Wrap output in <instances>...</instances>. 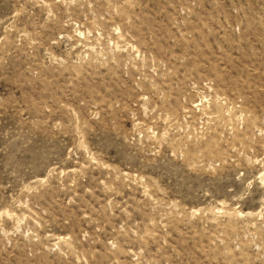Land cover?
Here are the masks:
<instances>
[{
  "label": "rangeland",
  "instance_id": "rangeland-1",
  "mask_svg": "<svg viewBox=\"0 0 264 264\" xmlns=\"http://www.w3.org/2000/svg\"><path fill=\"white\" fill-rule=\"evenodd\" d=\"M0 264H264V0H0Z\"/></svg>",
  "mask_w": 264,
  "mask_h": 264
}]
</instances>
